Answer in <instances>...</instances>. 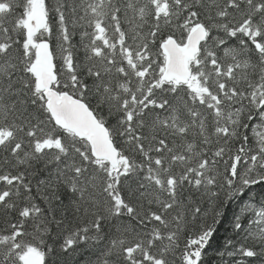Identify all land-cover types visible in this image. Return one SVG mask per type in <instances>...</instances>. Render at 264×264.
I'll use <instances>...</instances> for the list:
<instances>
[{"label": "snow or ice", "instance_id": "snow-or-ice-1", "mask_svg": "<svg viewBox=\"0 0 264 264\" xmlns=\"http://www.w3.org/2000/svg\"><path fill=\"white\" fill-rule=\"evenodd\" d=\"M230 205L264 264V0H0V264H206Z\"/></svg>", "mask_w": 264, "mask_h": 264}, {"label": "trees", "instance_id": "trees-1", "mask_svg": "<svg viewBox=\"0 0 264 264\" xmlns=\"http://www.w3.org/2000/svg\"><path fill=\"white\" fill-rule=\"evenodd\" d=\"M233 211L234 206L230 205L227 210L226 217L222 220L221 224L217 226V231L211 242V247L207 249V255L205 257L206 264H215L217 260L215 255L216 250L220 248L224 244L226 238L232 234L230 221Z\"/></svg>", "mask_w": 264, "mask_h": 264}]
</instances>
